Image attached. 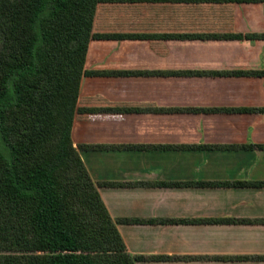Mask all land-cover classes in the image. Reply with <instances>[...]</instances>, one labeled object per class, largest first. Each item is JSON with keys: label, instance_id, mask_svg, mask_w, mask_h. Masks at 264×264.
<instances>
[{"label": "crops", "instance_id": "1", "mask_svg": "<svg viewBox=\"0 0 264 264\" xmlns=\"http://www.w3.org/2000/svg\"><path fill=\"white\" fill-rule=\"evenodd\" d=\"M253 5L263 13L264 3L235 5V33H264V15L253 22L239 13ZM181 6L160 17L113 7L99 11L95 25L163 33L182 26ZM95 47L103 51L93 64ZM84 69L156 73L84 77L79 98L99 111L71 129L75 148L100 147L78 153L110 217L153 221L117 224L129 254L168 258L136 264H264L256 258H264V187L192 185L264 182V149L249 148L264 146V114L215 110L264 108V77L168 74L263 71L264 41L92 40ZM212 220L233 221L204 222Z\"/></svg>", "mask_w": 264, "mask_h": 264}, {"label": "trees", "instance_id": "2", "mask_svg": "<svg viewBox=\"0 0 264 264\" xmlns=\"http://www.w3.org/2000/svg\"><path fill=\"white\" fill-rule=\"evenodd\" d=\"M241 3L264 0H0V264H136L168 259L127 252L117 224L153 221L110 217L98 193L99 184L91 180L78 153L100 147L75 148L71 138L75 119L92 120L99 111L88 107L89 99L79 98L84 77L156 73L87 71L89 42L264 41V33L232 30V8ZM176 5H182L177 10L183 11L184 22L178 28L167 25L163 33H109L95 25L98 12H111L113 7L117 13L146 10L160 17L168 16ZM168 74L264 77V70ZM215 110L264 114V108ZM249 148L263 150L264 146ZM192 185L264 187V182Z\"/></svg>", "mask_w": 264, "mask_h": 264}, {"label": "rangeland", "instance_id": "3", "mask_svg": "<svg viewBox=\"0 0 264 264\" xmlns=\"http://www.w3.org/2000/svg\"><path fill=\"white\" fill-rule=\"evenodd\" d=\"M248 4H256V3H248ZM235 5H238V4H235ZM235 5H233V8H232V17H234V10H235L234 7H235ZM239 13L241 14L242 17L245 16L249 20H252L253 22H256V20L258 21V19H261V15H264V9H263V13H262V10L260 8H256L253 5V6H249L247 9L241 8L239 10ZM241 26H242V24H240V27ZM231 27H232V30L235 32L236 31L235 30V24L233 22H232ZM241 28H247V31H250V25L249 24L243 25ZM186 30H188V29L186 28ZM249 33H254V32H249ZM239 34H241V33H239ZM245 34H247V33H245ZM188 50H189V54H191L190 48H188ZM102 51H103V49L101 47L93 48L92 49V58H91L90 63L92 62L93 64H95L97 59L100 58L99 55L102 53ZM98 52L100 54H97ZM119 60H121V58ZM90 88H91V93H94V90L96 89V87L94 85H91Z\"/></svg>", "mask_w": 264, "mask_h": 264}]
</instances>
